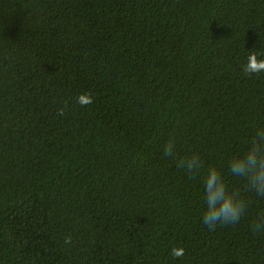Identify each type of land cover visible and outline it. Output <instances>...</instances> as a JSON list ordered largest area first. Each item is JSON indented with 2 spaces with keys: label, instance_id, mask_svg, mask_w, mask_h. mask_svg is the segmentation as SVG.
Returning a JSON list of instances; mask_svg holds the SVG:
<instances>
[{
  "label": "trees",
  "instance_id": "16d2710c",
  "mask_svg": "<svg viewBox=\"0 0 264 264\" xmlns=\"http://www.w3.org/2000/svg\"><path fill=\"white\" fill-rule=\"evenodd\" d=\"M250 55L264 0H0V264H264L230 171L264 132ZM211 168L246 204L214 230Z\"/></svg>",
  "mask_w": 264,
  "mask_h": 264
},
{
  "label": "clouds",
  "instance_id": "9594fccd",
  "mask_svg": "<svg viewBox=\"0 0 264 264\" xmlns=\"http://www.w3.org/2000/svg\"><path fill=\"white\" fill-rule=\"evenodd\" d=\"M264 69V61H257L255 55L248 57V63L244 66L247 73L256 72ZM87 94H81L77 98L78 102L83 104ZM91 102L90 99L87 100ZM64 110L60 109V115ZM174 144L169 142L165 146V155L171 156ZM199 156L193 155L191 159L181 161V167L186 166L189 172L199 169ZM230 171L236 176H243L247 179L251 189L257 194L264 196V132L258 133L251 141V147L241 157L233 158L230 163ZM205 198L207 202V211L203 215V223L210 230H214L217 224L235 225L241 219L246 210V204L243 200L237 198L236 193L229 192L227 185L222 179L221 173L215 168H211L205 179ZM264 229V218L253 224V231ZM66 243H71V237H67ZM174 259L182 258L185 250L181 247H174L169 253Z\"/></svg>",
  "mask_w": 264,
  "mask_h": 264
}]
</instances>
